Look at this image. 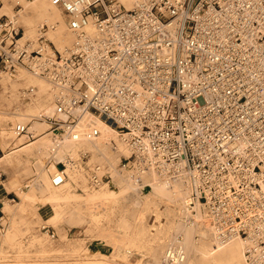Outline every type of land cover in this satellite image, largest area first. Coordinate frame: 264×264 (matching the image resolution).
Returning a JSON list of instances; mask_svg holds the SVG:
<instances>
[{"label":"built area","instance_id":"obj_1","mask_svg":"<svg viewBox=\"0 0 264 264\" xmlns=\"http://www.w3.org/2000/svg\"><path fill=\"white\" fill-rule=\"evenodd\" d=\"M50 1L73 34L62 50L48 24L23 38L16 14L0 15V72L23 68L52 92V112L17 122L15 134L33 139L39 119L57 142L92 140L100 128L91 118L109 124L130 150L120 172L185 183V219L202 208L216 241L239 237L247 264H264V0ZM98 167L91 180L109 182ZM185 256L177 234L163 260Z\"/></svg>","mask_w":264,"mask_h":264},{"label":"bare ground","instance_id":"obj_2","mask_svg":"<svg viewBox=\"0 0 264 264\" xmlns=\"http://www.w3.org/2000/svg\"><path fill=\"white\" fill-rule=\"evenodd\" d=\"M7 1L3 7L9 8ZM16 2L20 3V0ZM18 12L24 26L23 38L36 37L39 27L46 23V35L57 49L62 50L71 43L73 34L69 29L66 30L64 13L50 0H25L17 12L10 14H16L17 21ZM4 74L0 80V116H9L16 124L26 122L31 116L52 112V92L45 79L23 69H18L17 74ZM29 86L35 93L28 100L19 101L21 88ZM91 119L100 128L98 136L92 140L81 137L76 141L63 137L59 142L42 125L47 124L45 121L33 119L28 128L37 136L36 139L26 142L20 138L15 141V148L0 158V163L17 164L22 171L31 169L29 163L32 162L36 169L35 178L31 179L34 182L32 190L36 191L34 196L36 199L42 198L45 205L48 204L46 217L40 215L42 220L59 222L66 218L72 224L85 223L99 238L112 244L113 250L109 255L98 253L103 255L100 257L103 260L108 256L118 257L128 264L123 257L136 251L147 258L141 264H166L163 260L165 249L174 242L177 234H181L186 252L182 264H247L243 241L239 237L223 243L216 241L202 208L197 210L193 220L185 219L188 185L155 171H146L135 177L129 172H120L117 164L123 155L129 153V147L112 126L97 118ZM14 134V131L0 125V140ZM82 153L90 156L87 162L81 159ZM66 158L74 159V163L68 162ZM60 160L66 162L65 178L61 183L53 184L51 178L60 169L57 164ZM97 165L99 173H108L111 183L90 180ZM14 185L15 179L9 177L2 188L10 191L15 188ZM23 202L16 207L23 208ZM84 207L88 212H82ZM2 210L11 217L8 230L0 236L7 243V239H15L17 235V212L8 200H5ZM150 213L156 224L149 225L145 221ZM161 213L164 214L162 220ZM17 249L18 256L26 255L21 246ZM41 250L37 253L41 259H49L54 255L49 247L43 246Z\"/></svg>","mask_w":264,"mask_h":264},{"label":"rangeland","instance_id":"obj_3","mask_svg":"<svg viewBox=\"0 0 264 264\" xmlns=\"http://www.w3.org/2000/svg\"><path fill=\"white\" fill-rule=\"evenodd\" d=\"M5 1L6 0H0V14L4 13L10 15L13 12H16L17 9H20L23 5V2H25V0H20L21 7L19 8L18 6H16V0H8L7 3L9 5V8H6L3 7ZM63 18L65 21L66 30H68L67 21L64 14H63ZM18 23L21 26V28L24 29V26L22 25V22L19 18V12H18ZM24 38L34 39L35 37H24ZM19 69H23V68H19ZM17 73L18 70L15 72V74ZM3 75L6 74H4V72H1L2 77L0 76V80L4 78ZM22 89L23 87L21 88V90ZM19 95H20L19 101L28 100V98L23 97L22 94ZM21 96L24 98V100ZM47 110H50V108H48ZM15 122L16 121L15 120L13 121L9 116H2V115L0 116V125L2 127H6L8 130L14 131L13 126ZM31 125L32 122L30 121L29 127ZM42 125L44 127L48 126L47 124H42ZM36 137L37 136H35L34 138L36 139ZM20 138L21 140L23 138L27 142V136L22 137L21 135L17 136L16 134L4 138L3 141L0 140V155L3 153H7L13 148H15L14 143ZM34 138L32 140H34ZM89 158L90 156L84 158L81 157V159L85 162H87ZM29 165L31 169L26 171L19 170L18 165L14 163L8 164L6 167L0 166V169L4 171L7 169L10 170L8 172V175L5 173V178L0 181V186H3L7 182L9 177H13L15 179V185H14L15 188L13 189L15 193L10 192V194L8 195L9 199L6 200H8L11 207L14 208V210L17 212V216H16L17 222L15 225V229L17 231L16 238L7 239V243H5L3 240L0 239V264H24V263L25 264H119V263L124 264V262L121 261V258L118 257L113 258L111 256H108L106 260L100 258L103 257V255H98L99 252L101 253L104 252L107 255H109L112 252L113 250L112 244H110L103 238H99L96 235V233L88 229L85 223L72 224L70 222H67L66 218H65L66 220L63 219L59 222H50V221L47 222L40 218L41 214L42 217H46L45 215L47 212L45 211V209L48 208V204L45 205L44 204L45 201L42 198L36 199V197L34 196V193H36V191L32 190L33 189L32 184L34 182H32L31 179L35 178L34 172L36 171V169L32 164V162H30ZM104 174L108 175L107 172H104ZM104 181L106 182L107 180L104 179ZM108 183H111V180ZM78 191L81 190L78 188ZM83 196L87 198L86 195ZM22 201H24L23 202L24 206L23 208L18 209V207L16 206L22 203ZM81 210L83 213L88 212V209L86 207H84ZM0 215L3 216L2 220L3 222H5V229L2 232H0V236H1L2 234L6 233V231L8 230L9 225L11 223V217H9V215L4 211L0 213ZM160 215H161L160 219L162 220L164 218V214L162 215L161 213ZM154 220H155L154 216L151 215V213L147 215V217L145 218V221L149 225H151L152 223L156 224ZM8 243L9 245H7ZM19 246L23 248L22 251L26 253V255L23 256L17 255L18 253L17 248ZM43 246L49 247L54 251V255L50 256L51 258L44 260L37 256V253L42 251L41 247ZM72 251H76V252L70 255ZM93 251L94 253H92ZM133 252L135 253L133 254ZM133 252L130 254V256L128 255L123 257V260H125L128 264L145 263L144 259L146 257L144 258L140 253H137L136 251Z\"/></svg>","mask_w":264,"mask_h":264},{"label":"crops","instance_id":"obj_4","mask_svg":"<svg viewBox=\"0 0 264 264\" xmlns=\"http://www.w3.org/2000/svg\"><path fill=\"white\" fill-rule=\"evenodd\" d=\"M4 154V153H3ZM3 154L0 155V158L3 156ZM0 166L1 167H6L7 165H4L3 163H0ZM2 170V169H1ZM4 172V174L6 173L8 175V172L10 171L9 169L7 170H2ZM10 192H14V190H10V191H7L5 189L2 188V186H0V213L3 212L2 208H3V205L5 204V200L6 199H9L8 198V195L10 194Z\"/></svg>","mask_w":264,"mask_h":264}]
</instances>
